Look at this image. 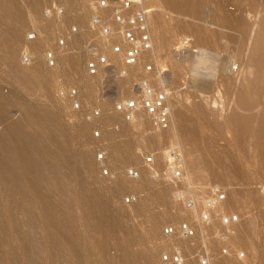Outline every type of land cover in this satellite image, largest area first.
<instances>
[{
    "label": "rangeland",
    "instance_id": "374dc122",
    "mask_svg": "<svg viewBox=\"0 0 264 264\" xmlns=\"http://www.w3.org/2000/svg\"><path fill=\"white\" fill-rule=\"evenodd\" d=\"M8 1L10 11L0 8V264H158L177 252V264H200L204 254L208 264H264V0H138L163 25L150 22L153 48L130 67L110 54L122 42L114 7ZM97 54L111 65L89 76L84 62ZM142 81L168 89L170 128L139 107L129 118L114 111L140 100ZM174 147L186 165L178 180L163 174ZM229 213L238 221L225 226ZM179 222L195 235H163Z\"/></svg>",
    "mask_w": 264,
    "mask_h": 264
},
{
    "label": "built area",
    "instance_id": "2783aa9c",
    "mask_svg": "<svg viewBox=\"0 0 264 264\" xmlns=\"http://www.w3.org/2000/svg\"><path fill=\"white\" fill-rule=\"evenodd\" d=\"M97 7L99 9H106L108 7H114L115 12L113 14V22L121 28L122 42L113 44L110 47V54L112 56H118L121 63L125 67L133 66L138 62V59L142 52L151 51L153 48V35L150 26V11L139 4L138 0H97ZM99 16L92 19V24H99ZM75 31L74 27H71ZM101 34L107 36L111 32V28L106 25L100 27ZM32 36L30 35L29 38ZM186 43V41H185ZM59 45L64 44V40L58 41ZM45 62L48 66L55 65V57L51 51L45 52ZM111 65V60L106 54H97L84 62V69L89 76L97 74L101 69ZM150 69V67H147ZM141 98L139 101L135 99H127L113 104V109L118 113H125L129 118V114L134 112L138 107L143 109L145 114L151 117L153 124L159 129H166L171 124V114L169 106L170 93L168 89L161 87L159 89L152 88L146 81L141 82ZM77 92L75 89H69L67 96L71 101V105L74 108L79 107V103L76 100ZM98 110L91 112V116H97ZM94 136H98L99 132L94 131ZM104 159L102 153L96 155V160L101 162ZM153 157L146 156L145 163L152 164ZM185 157L182 150L174 147L166 151L165 164L163 166V174L171 180H178L185 172ZM153 169L151 168L150 171ZM153 172V171H152ZM103 174H107L106 169H102ZM126 174L130 178H137L138 171L133 168H128ZM156 173H151V176L155 177ZM215 197L220 201L224 198V194L221 190H215ZM126 202L134 201V197H128ZM188 206L191 205L189 201L186 202ZM207 210H211L214 207V199L206 201ZM209 213H203L202 218L208 219ZM209 220V219H208ZM222 224L229 226L238 221L237 214L229 213L221 218ZM164 236L177 235L183 238H191L195 235V229L187 222H179L177 224L166 225L162 229ZM224 254L228 253L226 248L222 249ZM240 256L243 253H239ZM181 262V256L177 253L162 254L158 264H177ZM200 264H208L206 254L202 255L199 259Z\"/></svg>",
    "mask_w": 264,
    "mask_h": 264
},
{
    "label": "bare ground",
    "instance_id": "6f19581e",
    "mask_svg": "<svg viewBox=\"0 0 264 264\" xmlns=\"http://www.w3.org/2000/svg\"><path fill=\"white\" fill-rule=\"evenodd\" d=\"M151 1H153V0H151ZM155 1V0H154ZM153 1V2H154ZM177 1V0H176ZM152 2V3H153ZM182 2H184V1H182L181 0V3ZM189 2H191V1H189ZM176 3V2H175ZM174 3V4H175ZM186 3V2H185ZM188 3V2H187ZM173 4V5H174ZM177 4H179V2L177 3ZM176 4V5H177ZM192 4V3H191ZM191 4H189L188 5V8H189V6H192ZM263 4H264V2H263ZM153 5V4H152ZM157 5V4H156ZM181 5H183V4H181ZM158 6V5H157ZM178 6V5H177ZM185 6V5H184ZM183 6V7H184ZM152 7V6H151ZM0 8L1 9H3L4 11H6V12H8V11H10V9L12 8V6L10 5V2L8 1V0H0ZM177 8H179V7H177ZM182 8V7H181ZM191 8V7H190ZM189 8V9H190ZM196 9H197V7H195ZM185 9V8H184ZM188 9V10H189ZM196 9H194V7H193V11L194 10H196ZM182 10V9H181ZM192 10V8L190 9V11ZM192 11V12H193ZM197 11V10H196ZM156 12V11H155ZM180 13V12H179ZM153 15V14H152ZM161 15V14H160ZM159 14H158V16H160ZM195 14H193V16H194ZM155 17V18H152L151 17V15H150V22H151V24H153L154 25V27H157V28H159V27H161L162 25H163V22H162V20L160 19V17ZM164 18V17H163ZM162 18V19H163ZM179 18V17H178ZM84 21V20H83ZM164 23H165V21H164ZM187 24V23H186ZM191 24V23H190ZM184 25H185V22H184ZM183 26V25H182ZM186 26V25H185ZM184 27V26H183ZM192 27V26H191ZM191 29V28H190ZM195 30L196 29H194L193 31L195 32ZM152 31V30H151ZM192 31V30H191ZM196 34V33H195ZM197 34H198V31H197ZM205 35V34H204ZM199 36H200V34H199ZM206 37V36H205ZM204 36H202V34H201V36L200 37H198V38H200L202 41H203V43H205L207 40H206V38H205ZM197 38V39H198ZM197 39H196V41H197ZM200 40V41H201ZM205 40V41H204ZM249 51H253V49H252V46L250 45V48H249ZM74 57V56H73ZM73 60H75L74 58H72ZM75 62V61H74ZM74 64V63H73ZM261 114V113H260ZM179 123H180V129L181 130H187L188 128H189V126H190V123L189 122H187L186 121V119L184 118V117H182V116H179ZM171 125H172V122H171V124H170V127H171ZM169 127V128H170ZM22 144H23V142H22ZM23 146H25V145H23ZM25 150H26V147H23ZM117 150H122V147H117ZM23 151V150H22ZM25 153V152H24ZM32 169V168H31ZM28 172H30L29 170H28ZM93 195V194H92ZM92 199V198H91ZM91 199H90V201H91ZM96 200H98V199H96ZM96 200H94V198H93V202H92V210H94V213L95 214H99V211H98V206H97V201ZM52 209V208H51ZM53 210V209H52ZM47 211V210H46ZM49 212V211H48ZM54 212V211H53ZM92 213V212H91ZM49 214H53V216H54V213H52V211H51V213H49ZM98 216V215H97ZM99 217V216H98ZM102 220V219H101Z\"/></svg>",
    "mask_w": 264,
    "mask_h": 264
}]
</instances>
